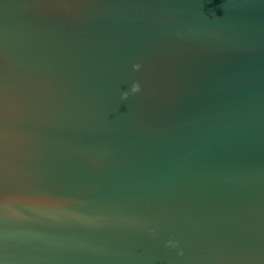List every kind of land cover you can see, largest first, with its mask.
Masks as SVG:
<instances>
[{
	"label": "water",
	"instance_id": "95a60500",
	"mask_svg": "<svg viewBox=\"0 0 264 264\" xmlns=\"http://www.w3.org/2000/svg\"><path fill=\"white\" fill-rule=\"evenodd\" d=\"M0 264H264V0H0Z\"/></svg>",
	"mask_w": 264,
	"mask_h": 264
},
{
	"label": "clouds",
	"instance_id": "9594fccd",
	"mask_svg": "<svg viewBox=\"0 0 264 264\" xmlns=\"http://www.w3.org/2000/svg\"><path fill=\"white\" fill-rule=\"evenodd\" d=\"M134 68L136 69V70H139V68H140V65H135L134 66ZM141 91V87H140V84L137 82V83H135V84H133V86H132V88H131V92L132 93H139ZM128 95H129V93H124L123 94V99H127L128 98Z\"/></svg>",
	"mask_w": 264,
	"mask_h": 264
}]
</instances>
